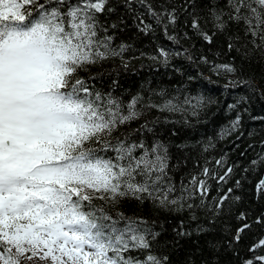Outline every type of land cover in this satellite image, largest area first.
I'll return each mask as SVG.
<instances>
[{
	"label": "snow or ice",
	"instance_id": "6c2138e0",
	"mask_svg": "<svg viewBox=\"0 0 264 264\" xmlns=\"http://www.w3.org/2000/svg\"><path fill=\"white\" fill-rule=\"evenodd\" d=\"M123 2L133 10V0ZM136 2L169 40L180 42L175 6L157 10L149 0ZM114 4L115 0H0V264H21L22 258L49 264H170L167 255L155 250L163 225L157 231L155 220L122 212L113 216L94 203L115 205L125 198L180 216L173 229L178 238L193 234L184 216L199 221L204 215L205 221L196 224L200 235L213 233L217 221L235 220V227L224 224L226 235L207 241L210 251L231 250L239 264H264V235L246 247L247 256H240L239 246L254 225L264 228V210L256 216L239 210L243 177L229 184L238 164H229L226 153L205 158L197 164L198 172L177 181L168 145L131 134L114 135L120 126L153 109L183 113L190 108L197 116V109L206 106L202 96L154 103L138 94L125 103L79 74L109 59H124L130 46L114 45L124 18L107 19L116 12ZM188 15L183 25L191 35L208 45L222 36L227 52L236 54L222 63L204 55L199 61L213 75L231 78L226 90L233 84L254 88L250 79L241 77L246 65L258 63L264 71V0H209L205 14ZM134 19L140 32L154 30L141 14ZM182 38L190 39L189 31ZM172 54L161 47L152 59L167 65ZM241 103L227 106L237 114L222 130V139L239 129ZM143 130L152 131L148 122L137 131ZM208 147L214 145L204 151ZM250 163L264 165V155ZM254 199L264 200V178L255 184Z\"/></svg>",
	"mask_w": 264,
	"mask_h": 264
},
{
	"label": "trees",
	"instance_id": "16d2710c",
	"mask_svg": "<svg viewBox=\"0 0 264 264\" xmlns=\"http://www.w3.org/2000/svg\"><path fill=\"white\" fill-rule=\"evenodd\" d=\"M149 2L157 10L171 6L177 8L181 21L177 26L180 42L174 43L169 40L163 29L157 27L155 21L147 14V9L136 0H133L132 11L128 10L123 0H115L116 12L107 19L115 22L119 16L124 18V23L115 33L114 45L123 43L130 47L124 53L123 60L119 57L109 59L89 66L87 71L79 74L85 79L91 77L90 83L96 89L110 91L125 103L138 94L143 97L144 102L151 100L154 103H162L174 96H178L180 101H183L185 96H202L206 106L197 109L199 113L197 116L191 115L190 108L183 113L159 112L153 109L145 112L139 120L120 126L114 135L131 134L133 138L146 139L149 143L159 140L168 145L172 175L177 181L186 178L189 173L198 172L197 164H203L205 158H219L226 153L229 164L233 162L238 164L229 184L243 177L244 187L238 192L243 197L238 206L239 210H247L253 216L259 215L264 210V200L254 199V189L257 181L264 178V165L253 166L250 162L264 155V120L259 119L264 117V71L258 63L251 67L246 65L245 74L241 79H250L255 87L233 84L226 90L224 85L231 78L213 75L209 67L199 61V57L204 55L215 63H222L236 54L227 52L224 37H217L214 44L208 45L191 35V30L183 25V21L190 19L189 12L205 14L209 0H149ZM137 14H141L147 23L152 24L154 30L147 34L140 32L134 19ZM184 31H189L190 39L182 38ZM161 47L173 53L167 65L160 59H152L153 56H158V49ZM184 49L189 50L191 60L188 59L189 53L183 52ZM176 52H181V55H174ZM160 93L164 95L161 96ZM237 100H242L238 106L242 117L241 125L237 131L222 139V130L230 125L237 114L227 106ZM195 102L194 100L193 103ZM145 122H148L152 131H137ZM241 133L243 135H240ZM210 143L214 147H208V150L204 151ZM245 168H249L250 171L245 172ZM94 203L98 206L104 205L113 216L122 212L126 216L155 220L157 231H161L160 226L163 225L155 250L158 254L167 255L170 264H239L238 258L231 250L213 253L207 243L226 235L223 231L224 224L230 223L235 227V220L217 221L213 233L200 235L195 229L198 222L205 221L204 215L199 216V221H190L184 216L185 227L193 234L191 237L178 238L173 229L179 225L181 217L174 213L157 211L151 204L147 202L142 204L133 198L122 199L115 205L105 204L104 201ZM259 235H264V228L254 225L239 246L240 256L248 255L246 247ZM177 240L179 244L176 243Z\"/></svg>",
	"mask_w": 264,
	"mask_h": 264
},
{
	"label": "rangeland",
	"instance_id": "374dc122",
	"mask_svg": "<svg viewBox=\"0 0 264 264\" xmlns=\"http://www.w3.org/2000/svg\"><path fill=\"white\" fill-rule=\"evenodd\" d=\"M21 264H49L48 261H41L38 258H34L32 261L27 259H21Z\"/></svg>",
	"mask_w": 264,
	"mask_h": 264
}]
</instances>
